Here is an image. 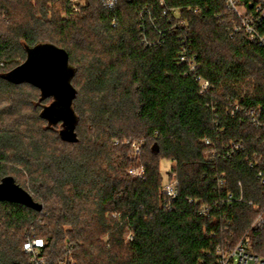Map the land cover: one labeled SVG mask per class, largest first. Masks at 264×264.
I'll list each match as a JSON object with an SVG mask.
<instances>
[{
  "label": "trees",
  "instance_id": "1",
  "mask_svg": "<svg viewBox=\"0 0 264 264\" xmlns=\"http://www.w3.org/2000/svg\"><path fill=\"white\" fill-rule=\"evenodd\" d=\"M261 2L235 0L264 36ZM239 23L226 0H0V64L20 59L0 70V182L43 206L0 203V264H218L241 243L264 261V188L250 167L264 164V129L229 114L264 111V45ZM47 43L75 69V141L42 117L38 88L5 78ZM162 160L176 166L163 173ZM35 240L36 257L24 249Z\"/></svg>",
  "mask_w": 264,
  "mask_h": 264
},
{
  "label": "water",
  "instance_id": "2",
  "mask_svg": "<svg viewBox=\"0 0 264 264\" xmlns=\"http://www.w3.org/2000/svg\"><path fill=\"white\" fill-rule=\"evenodd\" d=\"M74 76L75 69L69 63L68 53L47 43L27 48V60L5 78L15 84L28 83L38 88L41 100L52 99L53 102L44 108L42 117L52 127L62 123V138L75 141L77 119L73 103L77 91L72 84ZM3 202L22 205L36 212L43 211V206L13 178L0 182V203Z\"/></svg>",
  "mask_w": 264,
  "mask_h": 264
},
{
  "label": "built area",
  "instance_id": "3",
  "mask_svg": "<svg viewBox=\"0 0 264 264\" xmlns=\"http://www.w3.org/2000/svg\"><path fill=\"white\" fill-rule=\"evenodd\" d=\"M108 10H114L117 5V0H99ZM260 1V0H258ZM228 9L234 13H236L239 16L240 23L235 26V32H241L245 31L249 35L250 39L252 41H257L264 45V36H261L256 28V23L254 19L246 18L244 16V12L241 8L236 6L235 0H226ZM256 12L260 14L262 17H264V4L263 2L259 3L257 6ZM183 61L187 62L191 69H196L198 66L194 63L189 61L188 59H184ZM202 93L208 91L210 87V83L206 80H199ZM264 111L261 109H255V110H248L244 109L240 106V104H234V109L229 112L230 116L232 118H235L237 114H243L246 116L252 126H254L256 129H264ZM208 145L210 144L209 141L206 142ZM134 150V155L138 156L140 154L141 148L140 145L134 144L132 146ZM244 150L243 144H232V147L226 152V155L224 157L232 158L235 156L238 152H241ZM263 160L259 158V156H255V163L251 162L250 167L255 170V178L259 182V184L264 188V164L260 163ZM172 166H176V162H172ZM131 175H136L141 177L142 171H136L131 170ZM224 181H220V185H224ZM163 192L166 194V196L169 199H175L177 196V180L176 175H172L171 180L169 183H167L164 188ZM232 198V197H231ZM242 200V198H240ZM254 227L257 229H263L264 228V218L263 216H259L255 223ZM133 235L130 233L127 235V239L132 240ZM44 242L42 240H35L34 242L27 243L24 246V249L26 253L31 254L32 256L36 257V255L39 252V249L43 248ZM45 261V259L40 258V260L37 262V264H41ZM232 262V263H231ZM264 264V261L259 259L258 257L253 256L247 249L246 244L241 243L239 244L234 250L231 252L223 255V257L219 260L218 264Z\"/></svg>",
  "mask_w": 264,
  "mask_h": 264
},
{
  "label": "rangeland",
  "instance_id": "4",
  "mask_svg": "<svg viewBox=\"0 0 264 264\" xmlns=\"http://www.w3.org/2000/svg\"><path fill=\"white\" fill-rule=\"evenodd\" d=\"M14 60H15V63H12V62H3L2 64H0V70H7L9 68L14 67L16 65V63L19 62L20 59L17 57ZM243 92H244V94L247 93V88L246 89L244 88V91ZM52 102H53V100L52 99H49V100H46V102L44 104L47 105V106H49ZM55 128H56L57 131H60L62 129V126L61 125H56ZM171 166H172V162L171 161H169V160H162L161 161V169H162V172L163 173H166L171 168ZM20 170H22V169L20 168L19 169V172H17L18 173V178L20 179V181L21 180L24 181V179H26V181H24V182H26L28 185H30L32 182L30 181L29 174L25 173L22 176L21 173H20ZM136 171L139 172V170H136ZM133 176H136V175H133ZM251 243H252V241L250 240L249 245H251Z\"/></svg>",
  "mask_w": 264,
  "mask_h": 264
}]
</instances>
